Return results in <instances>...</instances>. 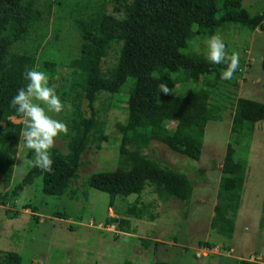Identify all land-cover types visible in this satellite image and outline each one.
<instances>
[{"label":"trees","instance_id":"16d2710c","mask_svg":"<svg viewBox=\"0 0 264 264\" xmlns=\"http://www.w3.org/2000/svg\"><path fill=\"white\" fill-rule=\"evenodd\" d=\"M39 2L0 0V183L4 188L10 185L23 130L21 123L13 122L10 117L23 118L11 105V100L28 83L24 78L25 70L38 66L46 74L59 73L55 62L43 60L36 64L39 42L29 52L10 51L14 42H23L34 25L41 23L44 14L47 15L50 5L40 8ZM214 2L103 0L96 8L75 19L80 45L78 55L65 65L71 71L72 79L67 78L73 94L68 99L73 104V111L71 107L69 112L72 117L67 125L68 134H63L65 151L56 146L50 149L54 161L51 172L31 165L22 181L11 189L10 203L36 177H41V190L45 195L77 197L72 186L82 166L83 152L90 142L96 141L99 148L106 140L102 123L96 118L94 103L101 93L117 94L130 78L132 81L125 101L126 122L117 146V165L111 170L92 172L86 178V186L108 195V207L115 216H108L105 225H114L124 232L129 231L130 221L117 216V198L126 202L124 212L128 217H143L144 208L138 207V202L147 188L162 201L174 199L187 207L193 191L190 178L161 165L143 150L154 141L177 154L198 160L207 121L221 119L220 110L211 103L206 88L211 89L220 83L236 85L244 61L240 57V66L232 79L223 80L221 74L226 64L211 63L203 55L184 49L193 36L211 37L218 28L229 23L249 31H264V15H250L240 0H224L218 17ZM113 48L116 50L114 62L103 70V60ZM261 67L264 70V51ZM172 76L202 86L183 95H164L159 85ZM64 89L65 85L62 91ZM81 99L86 101L88 115L79 108ZM259 121H264V103L238 98L232 113L230 134L249 138L254 124ZM245 173L246 161L236 159L235 149L228 143L222 159L217 203L209 224L210 230L226 241L231 240L234 231ZM130 196H135L131 202L127 201ZM53 216L69 218L62 212H55ZM153 218L150 216L151 220ZM260 225L264 227V194ZM202 245L211 249L216 244L203 242ZM0 264H22V257L13 250L3 251ZM154 264L169 263L157 261Z\"/></svg>","mask_w":264,"mask_h":264},{"label":"rangeland","instance_id":"374dc122","mask_svg":"<svg viewBox=\"0 0 264 264\" xmlns=\"http://www.w3.org/2000/svg\"><path fill=\"white\" fill-rule=\"evenodd\" d=\"M102 1L59 0L57 3L40 0V8L50 5L47 15L44 14L41 23L34 25L23 42H14L10 47L12 52H29L39 42L36 64L43 60L57 64L59 73L47 74L49 86L70 107H65L59 114H49L66 125L72 117L69 112L71 107L73 111V104L68 99L73 94L68 85V80L72 79L71 71L65 65L78 55L80 45L74 21ZM223 1L214 2L216 17L221 13ZM240 2L250 15H264V0ZM108 9L110 11V7ZM217 32L224 39L226 54L238 53L244 65L236 85L220 83L206 88L211 103L220 110L221 119L207 121L199 159L184 157L154 141L143 150L161 165L190 178L193 191L188 206L174 199L162 201L147 188L138 202V207L144 208L143 217L136 218L125 214L126 202L117 198V216L130 221L129 231L124 232L114 225H105L108 216H115L108 207V195L86 186V178L92 172L111 170L117 165V146L126 122L125 101L132 81L129 78L117 94L101 93L94 103L96 118L102 123L106 140L99 148L96 141L90 142L83 152L82 166L72 186L76 191L75 199L45 195L41 190V177H36L10 203L11 189L22 181L31 166L29 161L34 157V152L24 146L21 136L10 185L4 188L0 183V253L16 251L22 257V264H154L157 261L169 264H264V227L260 225L264 194V121L254 124L249 138L230 134L238 98L264 103V70L261 67L264 31H249L229 23ZM208 38L209 35L193 36L184 51L206 57L205 41ZM115 52L111 49L104 58L103 70L114 62ZM35 69L43 72L38 66ZM63 85L65 94L62 93ZM166 85L169 94L177 95L202 86L184 82L177 76L168 79ZM78 104L84 115H88L86 101L81 99ZM10 118L25 128L24 117ZM228 143L235 149V158L246 161V173L232 238L226 241L214 234L209 224L217 203L222 159ZM54 146L65 151L63 133L56 138ZM30 151L32 157H29ZM134 198L130 196L127 201ZM55 212H62L69 218L53 216ZM150 216L154 218L151 220ZM203 242L216 245L207 249Z\"/></svg>","mask_w":264,"mask_h":264},{"label":"clouds","instance_id":"9594fccd","mask_svg":"<svg viewBox=\"0 0 264 264\" xmlns=\"http://www.w3.org/2000/svg\"><path fill=\"white\" fill-rule=\"evenodd\" d=\"M205 45L206 57L211 63L227 65L221 74V79L231 80L240 66L239 54L236 52L231 55L226 54V45L219 32L208 38ZM24 78L28 83L13 96L11 105L25 118V128L22 130L21 136L24 146L34 152V157L29 163L33 167L51 172L54 161L51 158L50 149L61 133L68 134V127L49 113L59 114L65 107L70 106H66L55 89L49 86V77L44 72L26 69ZM159 87L160 91L169 94L170 89L166 83H161Z\"/></svg>","mask_w":264,"mask_h":264},{"label":"built area","instance_id":"2783aa9c","mask_svg":"<svg viewBox=\"0 0 264 264\" xmlns=\"http://www.w3.org/2000/svg\"><path fill=\"white\" fill-rule=\"evenodd\" d=\"M255 256H257V255H255ZM259 260V259H258Z\"/></svg>","mask_w":264,"mask_h":264}]
</instances>
